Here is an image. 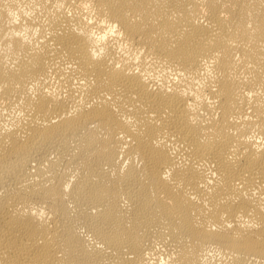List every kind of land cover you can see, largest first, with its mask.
<instances>
[{
    "label": "bare ground",
    "instance_id": "6f19581e",
    "mask_svg": "<svg viewBox=\"0 0 264 264\" xmlns=\"http://www.w3.org/2000/svg\"><path fill=\"white\" fill-rule=\"evenodd\" d=\"M0 264H264V0H0Z\"/></svg>",
    "mask_w": 264,
    "mask_h": 264
}]
</instances>
